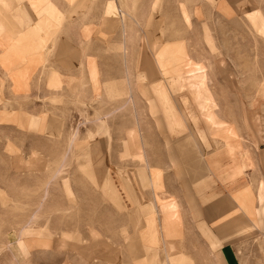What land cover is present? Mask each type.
Instances as JSON below:
<instances>
[{
  "label": "crops",
  "instance_id": "crops-1",
  "mask_svg": "<svg viewBox=\"0 0 264 264\" xmlns=\"http://www.w3.org/2000/svg\"><path fill=\"white\" fill-rule=\"evenodd\" d=\"M50 1L58 8V12L54 14L55 17L50 16L49 13L39 14L36 9L37 0H0V82H2L0 97H15L17 102L23 101L25 97L61 99L58 101L60 103L56 102L47 106V109L52 107L48 110L49 115H46L42 99L34 101L37 110L33 111H37L34 113H39V115L32 114L31 121L33 125L37 123L38 128H44V130L53 128V124L50 123L51 115L61 123L55 125L54 129L65 130L72 124L82 125L83 116L92 115L94 108L99 113L94 116L96 120L102 114L112 112L107 117V122L111 121V127L114 129L119 127L116 125L120 120L119 113L125 109L133 110V117L128 118L127 125L123 127L127 129V134L120 137L114 130L112 132L113 148L110 158L112 174L110 176L123 178L122 182L114 179L112 187L117 188L119 193H123L121 196L128 204L127 210H121L122 214L130 213L132 210L130 195L125 193L134 192L137 203L140 205L134 210L136 214H143L145 217L134 222L141 225L139 230H136L135 237L124 228L122 230L124 237L113 236L110 240L108 237L106 250L103 248L104 234L102 230L96 228L95 245L99 246L96 256L111 255L112 258H118L121 255L144 256L136 258V264L160 262L155 257L160 256L163 257V264H168L169 256L178 257L180 253H183L192 258L193 264H200V261L195 258L196 252L201 247L203 249L211 247L217 248L215 257L219 258V263L214 264H264V205L260 208L261 203L258 198V193L261 192L260 198L264 199V185L261 181L264 180V157L260 153H250L248 149L243 155L241 154L242 156L236 152L240 150V144H244L242 142L244 136L236 127L235 122L227 120L220 114V104L211 84L209 63L204 58L194 57L193 53L190 56L188 53L190 47L184 40L176 39L175 42L166 43L160 40L161 45H154V48H159L156 64L160 70V78L152 81L148 72L143 75L144 77L138 78L140 74L135 72L134 67L132 68L135 57L129 56L132 46L128 44L131 40L129 20H134L141 26V20L135 9L137 5L134 6L135 11H133L128 3L121 2L126 0H113L107 8L109 0ZM78 1L79 10L75 13L76 15L74 14L75 16L71 15L69 13L72 8L71 2ZM142 1L145 2L143 10H151L153 0ZM187 1L189 2L182 3L180 8L186 22L190 23L191 16L198 14L195 11L196 9L199 11V3L203 0ZM223 1L208 0V3L215 6L216 3ZM161 2L162 0H156L154 6L159 7ZM251 4L254 5L253 0L244 1L240 3L239 8L244 10ZM114 6H117V10L128 9V14L133 16V19L129 18L127 21L128 39L123 40L121 47L123 58L126 57L124 59L126 78L123 81L127 87L122 90V93L115 92V90L105 91L104 81L107 79L103 78L101 60L97 57V53L90 51L103 49L104 42L96 37L89 39L88 36L89 31L94 33V25L96 27L97 24V21L88 20V12L100 17L105 14L109 19L115 16L111 13L114 11ZM190 9L193 12H190ZM203 9L207 12L206 16L213 17L216 14V9L213 7ZM108 12L111 17H108ZM256 12L263 13L261 9L251 8L247 11V15L254 20L259 15ZM147 13L149 14V12H144L145 15ZM187 17L189 20L186 19ZM108 19H105L110 22L107 23L108 27L120 26L117 16ZM254 25L256 27V23ZM105 28L101 27L100 38L106 40L109 31ZM207 28H209L208 25H206ZM258 30L264 34L262 30ZM165 49L176 51L170 54L169 62L164 60L166 67H173L169 68V71L162 72L159 60L161 61L162 54L164 56L167 54ZM183 52L187 53L188 60L181 63V67H177L179 63L173 65ZM183 65L187 74L180 76ZM190 71L197 76L193 80L200 82L201 89L188 84L187 77ZM114 81L118 82V77L116 79L111 77L107 80L109 83ZM137 82L142 85L143 90L137 88L139 85ZM5 84L8 85V94L3 91ZM163 85L173 97V104L166 103L163 90L160 91L161 93H156L157 86L163 89ZM181 90H188L191 98L175 99V95L178 94L174 95L173 92ZM141 91L149 97L152 109ZM262 93L264 94V88ZM104 98H107L106 104L103 103ZM120 98L128 99L129 103L123 106L125 101L117 105L116 102ZM189 100L196 104L197 112L204 115L210 127L217 130L222 128V132L229 137L227 141L222 139L221 146L217 147L216 143L221 139L211 137L212 133L207 129L208 127H200L198 113L183 107L187 106ZM152 111L160 115V120L157 121L158 117L153 116ZM15 115L18 116L17 113ZM109 118L112 120L109 121ZM163 119L164 127L170 134L171 128L181 131V133L176 132L175 136L170 138L173 142L177 140L175 145L180 155L175 157V153H178L176 150L172 153L169 149L167 154L163 148ZM222 123V126H216ZM193 128L206 131L205 150L200 146ZM177 134L182 136L176 138ZM99 135L96 134L95 141L92 143L97 145L109 143ZM53 138L59 139L57 136ZM70 140L67 142L68 145ZM78 141L81 144L85 143V140L81 138H78ZM124 143L126 146L121 149L119 146ZM116 145L118 149L115 148ZM120 150L123 154L126 153V156H121ZM101 155L102 157L99 156L93 164L96 176L91 164L89 166L92 169L85 168L92 177L106 178L109 176L104 172V167H107L105 170H109L105 162L109 159L104 150ZM121 160L129 161V164L121 167ZM172 162L177 164L184 162L183 167L178 168V165ZM196 172L200 175L197 178ZM169 177H181L182 180L168 184L166 178ZM124 178L128 182H125ZM107 191L114 190L108 189ZM129 222L130 220L127 224ZM201 226L210 235L207 239L209 243H206L205 239L200 236ZM260 233L263 238L261 236L260 241L257 242L254 236L257 237L256 234ZM125 238H133L134 244L133 241L132 244H125ZM132 246L135 249L131 248ZM130 250L140 252L129 253ZM209 250H207V255L210 256ZM211 253L214 255L212 250Z\"/></svg>",
  "mask_w": 264,
  "mask_h": 264
},
{
  "label": "rangeland",
  "instance_id": "rangeland-1",
  "mask_svg": "<svg viewBox=\"0 0 264 264\" xmlns=\"http://www.w3.org/2000/svg\"><path fill=\"white\" fill-rule=\"evenodd\" d=\"M244 1L250 2V0H243L242 2ZM253 1L254 5L246 6L244 10L239 8L240 3H242L241 0H224L221 3H216L215 6L210 5L208 0L200 1L199 11L197 9L195 11L198 14L191 16L190 23L186 22L180 8L182 3L189 2L187 0H162L159 7L154 6L156 0H153L151 10L148 11L143 10V3L145 2L142 0L121 2L128 3L133 11H135L134 6L137 5L135 8L137 13H135L141 20V26L136 21L129 20L131 40L128 44L132 46L129 50V56L135 57L132 68L134 67L135 72L140 74L138 78L144 77L146 72L150 73L152 81L160 78V70L156 64L159 48H154V45H161L160 40H163V43L175 42L176 39L186 41L190 47L188 49L189 55L192 56L193 53L196 58H204L211 66V84L220 104L221 116L235 122L236 127L244 136L242 141L244 144H240V150L236 152L243 155L248 149L250 153H260L264 157V94L262 93L264 88V34L255 27L254 20L247 15V11H250L251 8L261 9L263 13H256L263 15L264 0ZM111 2L113 0L107 2L106 8ZM212 7L216 9V14L213 17L206 16L207 12L203 8ZM72 8L70 12H72ZM117 9V6H114L116 16H119L121 10L129 13L128 9ZM144 12H149V14L145 15ZM190 12L193 11L190 9ZM88 13V20L97 21L96 27L94 25V33L88 32L89 39L96 37V39H101L104 42L103 49L90 51L97 53V57L101 60L104 80L118 77V82L109 83L105 80L104 89L105 91L112 92L115 90V92L122 93V90L126 89L125 81H123L126 78V71L121 49L123 43L121 28L118 25L108 27L105 23V19H108L105 14L100 17L96 16L95 13L91 14L90 11ZM111 13L114 14V11ZM108 17H111L110 13ZM186 19L189 20L188 17ZM56 20L59 21L58 18ZM206 25L209 28L206 29ZM102 26L103 28L106 27V31H109L106 40L100 38ZM175 51L174 49H165L167 54L164 60L169 62L170 54L172 55ZM161 61L163 64V54ZM184 61L182 60L177 66L181 67L180 65ZM184 68L183 65L180 76L187 74ZM139 81L141 82V80ZM137 84H139L137 88L143 90L142 85L138 82ZM1 85L2 82H0ZM7 88L8 85L5 84L3 91L8 94ZM161 90L165 94L166 103L173 104V97L164 85L163 89H159L157 86L156 93H161ZM0 92L2 91L0 90ZM141 93L145 96L143 91ZM173 93L174 95L178 94L175 95L177 100H181V97L191 98L188 90ZM145 98L150 103L149 97L145 96ZM38 99L43 100L42 104L46 108V115H49L48 110L52 109V107L47 109V106L56 102L60 103L58 101L61 100L52 97H25L23 101L17 102L15 97H0V264H12L18 259L21 260L22 264H136V258L144 256L121 255L118 258H112L111 255L96 256L99 246L96 247L95 245L96 228L102 230L104 234L103 248L106 250L108 237L110 240L113 236L125 235L122 232L124 228L135 237L136 230L141 225L134 222L145 217L143 214H136L134 210L135 207L140 206L134 192L125 193L130 195V208L132 210L130 213L122 214L121 210H127L128 204L121 196L123 193H119L117 188L112 187L115 180L122 182L123 178L110 176L112 174L110 168L113 148L111 144L112 132L114 130L116 135L120 137L127 134V129L123 127L127 125L128 118L133 117V110L125 109L120 112V120L116 123L119 127L112 129L110 121L112 119L109 118L110 122H107V117L112 112L102 114L96 120L94 116L99 113L94 108L92 115L83 116L85 121H82V125L79 123L72 124L70 128L65 130L59 128L61 132L59 129H54L55 125L61 123L53 115H51L50 121L53 124L52 130L38 128L37 123L33 125L32 114L39 115V113H34L37 111H33L37 108L34 106V101ZM106 99L104 98V104H106ZM124 102L123 106L129 103V100L120 98L116 103L119 105ZM183 107L198 113L196 104L190 100L187 106ZM50 112L52 113V111ZM16 113L18 114L17 117ZM152 115L158 117H156L157 121L160 120L159 114L152 111ZM198 115L200 116V127H208L207 129L212 133L211 137L221 139L216 141L217 147L223 144L222 139L227 141L226 139L229 137L222 132V128L217 130L210 127L204 115L200 113ZM222 125L223 123L216 126ZM164 126L165 121L163 119V131H161L163 132L164 150L167 151V154L169 149L172 153L176 150L178 153L174 152V157L180 155L175 145L177 140L173 142L170 139L179 130L171 128L170 134ZM101 133L102 135H99ZM96 134L109 143L102 145L92 143L95 141ZM49 135L52 136L49 137ZM53 136H57L59 139L57 140ZM181 136L178 135L176 138ZM78 138L84 139L85 143L81 144ZM68 140H70L69 145ZM125 146L124 143L119 147L122 149ZM115 148L118 149V146L116 145ZM103 150L109 159L105 160L109 170H105L107 167H104V172L109 176L106 178L92 177L85 168H91L89 166L91 164L96 176L93 164L96 163L95 160L99 156L102 157ZM67 155L68 159L66 160ZM121 156H126V153L123 154L121 151ZM120 163L122 164L121 167H124V165L129 164V161L121 160ZM172 163L178 165V168H182L184 162ZM197 176L200 175L196 172V178ZM124 180L128 182L126 178ZM166 180L168 184H171L172 181H181L182 178L169 177ZM261 181L264 185V180ZM108 189L114 191L109 192ZM260 195L261 192L258 193L261 208L264 205L262 203L264 199L261 200ZM128 220H130L129 224H127ZM28 230L34 231L32 233L34 235L29 234L26 237L23 232ZM199 231L200 236L205 239L206 243H209L207 241L210 237L208 231L202 226ZM256 235L257 237L254 236V239L259 242L262 234ZM24 240L28 246L26 244V247L18 246V243H22ZM132 241L134 244L133 238H125L124 243L132 244ZM109 242L111 243V241ZM207 250H209L210 256L207 255ZM216 251L217 248L203 249L201 247L196 252L195 258L200 261V264L219 263V258L215 257ZM132 252L136 254L140 251H129V253ZM155 257L160 262L155 261L153 264H163V257ZM173 258L174 261L176 258H182L187 264H193L192 258L183 253H180L178 257L169 256L168 264H175Z\"/></svg>",
  "mask_w": 264,
  "mask_h": 264
},
{
  "label": "bare ground",
  "instance_id": "bare-ground-1",
  "mask_svg": "<svg viewBox=\"0 0 264 264\" xmlns=\"http://www.w3.org/2000/svg\"><path fill=\"white\" fill-rule=\"evenodd\" d=\"M71 3L73 4V8H72V12H70V14L74 15L79 10V1L76 2V3H74V2H71ZM36 9L39 11L40 14L49 13L50 16H52V17H55L54 14H56L58 12V8L56 6H54L53 3L50 0H37ZM49 14H47V15H49ZM114 14L116 16V10H114ZM117 17L119 18V25H120V28L122 30L121 31V35L123 37V40L126 41L128 39V33H127L128 25L126 23V20L128 19L127 17H131V15L129 16V14H127L125 11L121 10L119 16H117ZM132 17H131V19H133ZM105 23H110V22L109 21H105ZM254 23H256V27L258 29H260V30H262V32H264V16L262 14H259L257 17L254 18ZM163 52H164V49H163ZM164 58H165V56L163 54V64H162V61L159 60V64H160L162 72L169 71V68L173 67V66H171V67L167 66L166 67V65L164 63L165 62ZM182 60H188V55L186 54V52H183V54H180L179 59H177V61L173 65H176L177 63L182 62ZM195 77H197V76H195L194 72L190 71L189 75L187 77L188 84L192 85L193 87H197V89H201L200 88V82L193 80ZM127 84H129V83H127ZM129 89H131V87ZM193 130L196 132L197 140H198L200 146L205 150L206 149V142H207V139H206L207 138V133H206V131L205 130H200L199 131L198 129H194V128H193ZM32 233H34V231H29L28 230V231H24L23 232V234L26 237L29 236V234H32ZM32 235H34V234H32ZM16 243H18V242H16ZM25 244H26V240H24L22 243L19 242L18 246H25ZM173 262L175 264H187L186 261H184L182 258H176V260L173 261ZM12 264H22V262H21L20 259H18V261H16L15 263L12 262Z\"/></svg>",
  "mask_w": 264,
  "mask_h": 264
}]
</instances>
